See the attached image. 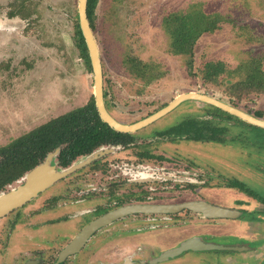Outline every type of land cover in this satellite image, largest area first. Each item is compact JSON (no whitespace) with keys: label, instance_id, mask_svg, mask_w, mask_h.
Returning a JSON list of instances; mask_svg holds the SVG:
<instances>
[{"label":"rangeland","instance_id":"1","mask_svg":"<svg viewBox=\"0 0 264 264\" xmlns=\"http://www.w3.org/2000/svg\"><path fill=\"white\" fill-rule=\"evenodd\" d=\"M77 6L78 0H0L3 24L0 29V146L94 98L91 62L89 67L78 45ZM191 9L218 13L220 17L219 27L197 40L192 69L188 65L189 56L171 52L172 37L164 22L171 13ZM94 23L103 63L105 100L120 121L136 122L189 91L211 94L249 112H264V87L251 89L242 84L254 67L252 61L261 62L264 70V0H98ZM132 58L149 63L143 76L138 66L130 61ZM210 60H223L233 70L225 83L205 82L201 69ZM205 111L202 102L187 100L181 103L137 131L134 145L106 153L103 160L62 179L17 214L1 219L0 264H23L30 254H37V244L30 243L32 240H27L26 235L30 234L29 239H34L32 235L51 236L52 230L40 226L61 218L63 213L70 215L72 224L78 228L84 222L83 217L92 214H80L84 210L108 208L113 202L135 200L149 191L154 196L161 195L158 199L164 202L181 201L187 193L194 197L198 184L190 182L179 185L170 181L157 185L116 182L110 184L108 191L92 192L88 197L90 201L76 203L80 190L111 183L116 178L124 181L126 177L121 172L109 170L108 163L135 160L136 156L140 157V151H151L154 159L162 163H174L179 157L192 159L189 165L203 169L206 175L201 184L204 188L199 192L206 193L207 197L221 191L216 187L218 184H213L224 179L222 175L209 174L208 169H214L213 163L228 170L239 169L244 180L254 178L258 180L250 181L264 185L260 173L264 171V140L253 135L257 129L263 133L262 129L245 122L234 123L238 127L232 128V134L226 137V146L216 142L151 138L165 126L180 122L184 117L203 115ZM160 155L168 159L162 160ZM99 169L103 174L95 172ZM18 181L11 186L18 185ZM246 207L253 210L252 205ZM56 208L62 211L52 212ZM259 209L261 220L250 222L246 230L248 237H257L256 240L264 237V212H261L264 207ZM182 213L183 216L177 218H183L186 212ZM17 217L23 223L13 226L12 221ZM197 227L167 228L163 230L165 238L158 241L151 231L147 237H152L154 244H168L167 237L180 238L190 231L195 232ZM62 230L68 231L67 227ZM144 235L141 234L142 238ZM63 241L61 238L58 243ZM41 249L48 250L44 246ZM263 259L264 252L260 261Z\"/></svg>","mask_w":264,"mask_h":264},{"label":"flooded vegetation","instance_id":"2","mask_svg":"<svg viewBox=\"0 0 264 264\" xmlns=\"http://www.w3.org/2000/svg\"><path fill=\"white\" fill-rule=\"evenodd\" d=\"M2 25H3L2 19H0V29L2 28ZM105 97H106V93H105ZM204 105L206 106L205 114L199 116L184 117L180 122H182L187 118H195V117L206 120H212L215 126H218L223 129L221 132L218 133L219 139L215 138L209 140H205V139L195 140V139L186 138V136H168L162 134L164 131L171 128L172 126L179 124L180 122H176L174 124L165 126L164 129L155 132V134L152 135L151 138H157L156 140L164 138L172 142H178L182 139L188 140L190 142H210V143L216 142V143H220L223 146H226L227 143L226 137L232 134V128L238 127L237 125H234V123L245 122V124H249L253 126V128H259L264 130V128L250 124L230 113L228 114H230L233 118L228 117L227 115L222 113H217L214 109L208 106L209 104L204 103ZM232 105L243 109L242 107H240V105L237 104H232ZM106 106L108 110L111 112L108 106V102H106ZM243 110L247 111L245 109ZM247 112L260 118H263L264 116V112H257V113L249 112V111ZM215 114H219V115H215ZM238 120H240V122ZM36 127H34L33 129H35ZM33 129H31L30 131H32ZM136 132L129 133L132 135V140L128 143L103 144L97 147L95 150H98L102 147H109V148L114 147V150H110L108 152H114L117 149L118 150L120 149V151L125 150L127 147L134 145L135 140H137L135 134ZM24 134L20 136H23ZM209 134H213V132L210 131ZM253 135L259 139L264 140V132L259 133L258 129ZM15 139L16 138H14L13 140ZM57 148H60V151L57 155L54 156L53 162L56 164L57 167L65 168L67 166L60 165L58 160V156L61 152L62 147L60 146ZM57 148L49 152L46 155V157L41 162L36 164L34 167L44 162L47 156L50 153L55 152ZM150 152L151 151L149 150L140 151L139 152L140 157L136 156L137 159L135 160L127 159L126 161H117V160L110 161L108 163L110 166L109 170L113 169L114 171H117L116 173L121 172V174L126 177L124 181H121L118 178H116V180L111 181V183H106L99 185L97 187H90L87 189L80 190V197L76 199V203L90 201L91 199H89L88 197H90V194L92 192L95 193V192L108 191L109 187L111 186L110 184H114L116 182L128 183L130 185L138 184V183L139 184L149 183V184L157 185L158 183H167L169 181L179 185L180 182H190L192 184H198L196 188H194L195 189L194 197L193 195L190 196L187 193L186 195H183L184 198L181 201L164 202L161 201L162 199H158L161 195L154 196L152 195V193H150L151 191H149V194L137 196L135 200H127V201H122L120 203L113 202L112 204H110L108 208L100 207L99 209H96L94 211L90 209L84 210L80 214H85L89 212H91L92 214L91 215L86 214L85 217H83L84 222H82L78 226V228H75V225L72 224L71 216L63 215L65 214L63 213L62 215H60L61 218L49 220L47 222H44L40 226L42 228H45L47 231L52 230L53 233H50L51 236L44 235L41 238H39V236L37 235H32L34 239L33 238L29 239L28 237H30L29 236L30 234L26 235L27 240L29 241L32 240L30 243L37 244L38 248L35 251L38 253L33 255L28 252L27 254L30 255L24 260L23 264H262L263 263L264 259L262 261L260 260L264 252L263 251L264 237H261L260 239L256 240L257 237H254L256 239H251L246 234V230H248V228L250 227V222L261 220L259 215V210H260L259 208L260 206L264 207L263 184L258 185L257 183H255V181H250L251 179L254 178L246 179L248 181L247 182L246 180H244L245 178L240 173V171H238L239 169L232 170V168H230V170H228L226 167H218L216 164L213 163L214 169L213 168L208 169L209 174L222 175L224 179H222L220 183L215 182L213 184V185L218 184L216 185V187L218 186V188H221V191H218L215 195H213V197H207L206 193L199 192L200 189L202 190L204 188V186L201 184L205 182L206 175L203 172V169L195 168L196 166L191 167L189 165V161L192 162V159L188 161L183 157L182 158L179 157L178 160H174V163H164V162L162 163L161 161L157 162V159H154L155 155L151 154ZM89 154L90 153L86 155ZM86 155H81L79 157H84ZM79 157H77L73 162H75ZM158 157L161 158L162 160L168 159V157L164 155H160ZM180 158H181V162L179 161ZM103 159L104 158H102L101 156L100 158L94 160L93 162L86 164L85 166L77 169L71 174L54 182L52 185H50L44 191L40 192L33 199L27 201L22 206L17 207L11 210L10 212H8L6 215L1 217L0 220L6 217L9 218V216L12 215L13 213L17 214L16 212H18L21 208H24L34 199L41 196L43 192L53 187V185H55L62 179L67 178L68 176L80 171L81 169L87 167L88 165L96 164L97 162ZM154 160H156V162H154ZM183 161L186 162V165L185 164L183 165ZM34 167L26 171L24 175L19 179H17L16 181L24 178L28 174V172L32 170ZM95 172L97 174H103L102 169L95 170ZM260 173L263 175V179H264V171ZM119 175L120 173L118 174V176L116 175V177H119ZM254 180H258V179H254ZM13 183L8 184L3 190L0 191V194L2 192H7L12 188L16 187V186H11ZM8 187L10 188L7 189ZM151 188L156 189V187H151ZM177 195L179 196L180 194L178 193ZM241 195L243 197H241ZM191 201L207 202L214 206L233 209L236 210L237 212L234 214V216L207 217L203 213H199L187 208H183L179 211H170V212H151V213L141 212V213L127 214L124 217L118 218L113 222H111L110 224L101 227L100 229L95 231L89 238H87L80 245H78L75 249L71 250V252L66 253L63 256L64 250L71 244V242L86 226H88L95 219L99 218L100 216L110 211H113L115 209H118L126 205L147 204L154 206L157 205L169 206V205L183 204ZM248 205L253 206L252 211L247 209L246 206ZM59 210L62 211L61 208L60 209L56 208V210H53L52 212L55 211L60 212ZM182 212H186L184 213L185 216L183 218H179V217L177 218L178 215L183 216ZM261 212L263 214L264 210L263 211L261 210ZM239 220L241 221V223H238ZM18 222H20V220H18L17 217L15 218V221L14 220L12 221L13 226L18 224ZM192 225L198 226L195 232L190 231L189 233L183 235L182 237L175 239H171V237H167L166 242L168 244H162V243L154 244L153 242L154 239L158 241L161 238H165L163 230L167 228H171V227L185 228L187 226H192ZM50 226H52V228H50ZM64 227H67L68 229L67 232L65 231L63 232L62 229ZM149 231H151L155 235L154 239H152V237L151 238L147 237L149 235L148 234ZM142 233H145V235L143 236L144 238H142L141 236ZM61 238H64V241L62 243H58ZM192 238L197 239L205 244H210L211 246L208 249L186 250L175 256L165 257V254L168 253V251L181 247L185 241ZM43 246L47 247L48 250L45 251L44 249H41V247ZM21 251H23V249ZM39 251L41 252L39 253Z\"/></svg>","mask_w":264,"mask_h":264},{"label":"trees","instance_id":"3","mask_svg":"<svg viewBox=\"0 0 264 264\" xmlns=\"http://www.w3.org/2000/svg\"><path fill=\"white\" fill-rule=\"evenodd\" d=\"M98 0H88V17L94 29V11ZM219 14L207 13L200 9L174 12L164 18L166 27L172 37L171 52L189 56L188 65L194 67V47L197 40L207 32H213L219 27ZM78 45L81 56L89 63L87 46L80 26L77 28ZM138 66V72L143 73L149 68L135 58L130 60ZM154 64V63H153ZM250 64L247 63L248 66ZM251 72L242 80L246 88L264 87V70L261 62L252 61ZM250 67V66H249ZM152 68L154 66L152 65ZM205 82L225 83L228 73L233 71L223 60H210L201 69ZM237 72V69H234ZM153 76V75H152ZM158 77V76H157ZM257 81V82H256ZM217 113L233 118L223 110L208 105ZM219 115V114H215ZM223 129L215 126L212 120L187 118L172 126L162 134L168 136H186L189 139H219L218 133ZM212 131L213 134H209ZM132 135L122 133L103 122L95 106L94 98L83 106L76 107L60 114L32 131L20 136L7 145L0 146V191L24 175L26 171L41 162L46 155L57 147H62L58 156L60 165L68 166L77 157L94 151L103 144L128 143Z\"/></svg>","mask_w":264,"mask_h":264},{"label":"water","instance_id":"4","mask_svg":"<svg viewBox=\"0 0 264 264\" xmlns=\"http://www.w3.org/2000/svg\"><path fill=\"white\" fill-rule=\"evenodd\" d=\"M87 7L88 0H78L77 8L79 25L83 37L85 39L88 55L93 70L95 106L101 120L107 123L111 128L122 133H134L154 123L155 121L170 113L181 103L187 100H194L212 105L250 124L264 128V118H260L251 113H248L247 111H244L243 109L236 107L216 96L199 91L183 92L156 112L134 123H124L119 121L108 110L106 106L102 57L99 44L97 42L93 27L91 25V21L88 17ZM110 150H114V147H102L90 153L89 155L84 156L81 160L75 161L65 168H60L57 167L56 164L53 162L54 156L57 155L60 151V148H57L55 152L50 153L47 156L44 162L34 167L28 172V174L24 178L20 179L18 181L19 184L16 185V187L0 194V218L6 215L11 210L22 206L27 201L36 197L40 192L44 191L54 182L71 174L72 172L85 166L86 164L93 162L94 160L100 158ZM183 208L203 213L207 217L234 216V214L237 212L233 209L214 206L210 203L201 201H191L183 204L169 206H154L147 204L126 205L113 211H110L92 221L76 236V238L71 242V244L64 250L63 256L66 253L71 252V250L75 249L78 245H80L83 241L89 238L95 231H97L101 227L108 225L114 220L124 217L127 214L141 212H170L179 211ZM210 246V244H205L197 239L192 238L185 241L181 247L168 251V253L165 254V257L175 256L186 250L208 249L210 248ZM262 264H264V261Z\"/></svg>","mask_w":264,"mask_h":264}]
</instances>
